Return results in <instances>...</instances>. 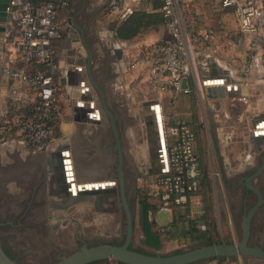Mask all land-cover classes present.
<instances>
[{"label": "crops", "instance_id": "crops-1", "mask_svg": "<svg viewBox=\"0 0 264 264\" xmlns=\"http://www.w3.org/2000/svg\"><path fill=\"white\" fill-rule=\"evenodd\" d=\"M9 1L0 0V8ZM133 1L134 5L138 2ZM73 2L60 17L63 35L56 43L59 122L55 140L35 153L15 138L0 142V165L22 160L19 155L23 154L38 158L50 172L40 218H71L69 213L74 209V215L81 218L91 212L93 215L96 211L91 205H101V198L109 197L117 179L123 180L132 171L139 177L141 173H160L166 145L164 124L170 120L188 124L197 134L194 150L201 185L206 180L199 155L207 149L208 156L229 167L212 168L228 172V178L221 182L244 184L253 174L252 182L264 195V34L260 49L247 58L246 44L237 45L236 40L216 33L218 52L199 65L197 80L191 77L186 82L188 91L172 99L169 93L157 96L148 84L143 54L147 36L123 41L114 29L113 37L92 32L81 38L70 11ZM159 7V2L141 1L135 9L153 13L159 12ZM15 33L8 14L0 10V38L8 40ZM4 46L0 47V111L28 109L36 92L15 78L3 76ZM22 68L21 63L14 65L15 70ZM42 69L36 65L28 70ZM232 160L240 166L230 167ZM68 194L83 198L71 212L60 206ZM250 228L252 237L264 227L257 230L256 223ZM245 260L264 264L262 259Z\"/></svg>", "mask_w": 264, "mask_h": 264}, {"label": "built area", "instance_id": "built-area-1", "mask_svg": "<svg viewBox=\"0 0 264 264\" xmlns=\"http://www.w3.org/2000/svg\"><path fill=\"white\" fill-rule=\"evenodd\" d=\"M141 1L110 0L109 13L117 23L129 18ZM167 39L144 47L147 81L157 95L169 93L176 99L188 90L182 87L184 79L197 80L198 67L219 48L217 35L210 29H189L184 20V5L190 0H158ZM221 9L230 11L237 23V45L246 44L247 58L260 49L264 34V0H219ZM71 0H47L35 6L26 0H10L6 8L15 35L4 41L2 74L15 78L36 92L32 114L27 121H19L15 131L7 119L9 109L0 111V142L15 138L35 153L53 142L56 136L49 126L50 118L58 109L59 66L56 43L62 38L60 14L66 12ZM16 63L22 69H14ZM33 65L42 70L30 72ZM25 67V68H24ZM12 131V132H11ZM165 152L161 172L146 184L145 194L155 198L157 212H171L173 206H185L195 199L202 180L199 158L194 150L196 134L188 124L172 121L164 124Z\"/></svg>", "mask_w": 264, "mask_h": 264}, {"label": "rangeland", "instance_id": "rangeland-1", "mask_svg": "<svg viewBox=\"0 0 264 264\" xmlns=\"http://www.w3.org/2000/svg\"><path fill=\"white\" fill-rule=\"evenodd\" d=\"M107 3L108 0H74L70 11L71 15L75 16V21L77 23L76 25L79 27V29H75L77 30L78 36H80V31L86 33L85 37L91 36L93 33H107L112 37L114 36L113 30L119 24L117 23L114 14L109 13L106 9ZM184 9V20L190 30L194 29L198 32L201 29L206 28L217 33L219 36H224L226 39L232 41H235L237 38H239V32L234 21V17L232 16L231 12L222 10L220 8L218 0H191L184 5ZM93 13L95 14L93 15ZM144 13L146 12L144 11ZM138 36L144 38L146 36L148 37L145 44L147 47L167 39V33L162 24L152 25ZM166 118L167 117H165V121ZM1 149L2 146H0V151ZM207 151L208 150L205 149L204 151L200 152L199 155L205 169L204 171L206 181L200 186L195 199L181 208L173 209L171 213L157 211L152 213L151 210V212H149L151 231L159 234L160 247L159 249H154L145 245L140 230L134 226L131 246L135 252L148 255L159 254L166 256L204 245H237L240 242L243 232V218L247 215L253 203L249 201L247 204L244 203L242 205L238 200L241 199V196L245 190L243 188L231 187V183L235 185V182H221V180L223 181L224 179L228 178V172L223 171L225 169L219 172L213 169L218 167L221 169L222 167L225 168L228 166L221 164V162L218 163L215 157L208 156ZM19 157L22 159L23 164L29 165L23 174H30L32 175V178L34 175L37 177L40 174V172H36V168L42 165L38 158L35 156H29L28 158V156L26 157L23 154L19 155ZM217 160H219V157ZM216 163H218V165H216ZM239 166V162L236 163L234 160H232L230 167L237 168ZM142 174L144 175V173H141V175ZM142 176L138 177L136 181L138 198L145 196L144 193L146 184L152 175ZM18 188L24 189L25 186L24 184H21ZM146 197V201L150 205H155L156 200L154 197ZM44 206L45 204L36 208L37 219L40 218V214L42 213ZM85 208L88 207L85 206ZM238 208H240V210ZM32 210H35L34 206L30 208V212H32ZM72 210L73 208H70L68 212H71ZM261 210H264V207H261ZM24 212H29L26 205H22L12 200L2 204V200H0V223L8 225V228H6L4 233L10 235L12 246L15 244V246L21 248L24 253L35 255V251L32 250L30 243H28L29 241H25L26 239L19 237L18 234L16 235V227L29 221L28 217H22ZM258 217L259 215L254 217L252 224L256 225V223L262 221V227H264V220L259 219ZM36 218L32 220L40 221L36 220ZM70 221L73 225L71 224L66 227L65 225L67 223H60V227L65 228L62 229L61 232H56L50 236L52 241H57L56 243L58 244V247L67 251H70L71 245L73 243L71 239V230L73 229L72 227H75L76 224L77 226L82 225V222H87V219L81 218V215H76V217ZM54 222V220L51 221L49 223L50 226H52ZM98 226L99 225L93 224L85 229L90 231L94 227ZM160 227L165 228L164 230H161ZM0 235L4 236L3 233ZM106 238L103 237L101 240H106ZM254 241H257L264 246V228L260 229V231H254L252 233L250 242L253 243ZM58 247H54V249L56 250ZM50 248L52 247L50 246ZM41 253H43V251L36 252L38 255ZM246 258L250 259L251 257ZM246 258L245 256L239 254L233 259L214 258L195 264H258V262L251 263L250 261L245 260ZM28 264L30 263L28 262ZM99 264L121 263H117L115 260L109 259L104 262H100Z\"/></svg>", "mask_w": 264, "mask_h": 264}, {"label": "flooded vegetation", "instance_id": "flooded-vegetation-1", "mask_svg": "<svg viewBox=\"0 0 264 264\" xmlns=\"http://www.w3.org/2000/svg\"><path fill=\"white\" fill-rule=\"evenodd\" d=\"M85 34V32L80 31L79 35L84 37ZM28 166L29 165L23 164L22 160L17 159L14 163H5L0 165V200H2V204L12 200L22 205H26L27 210L29 211L22 214V217H28L29 221L16 227V235L18 234L19 237L25 238V241H29L28 243H30L32 250L35 251V255L24 253L22 249L16 247L15 244L12 246L10 235L4 233L6 228H8V225L0 223V234H4V236L0 235V246L7 256H9L16 263L28 264L29 262L30 264H54L61 257L78 249L83 244H86L89 247L103 243L121 246L125 244L127 240L128 214L131 218V235L133 233L134 226H136L142 234L144 244L146 243V237L142 232L144 227V217L141 220V223L139 221V207H141L143 214V205L141 203V198H138V191L136 189V181L139 177L138 173L132 171L128 173L127 176L125 174L122 183L120 179H117V182H114V188H112L109 197H104V199L101 198L103 200L101 205L90 204L96 213L92 216L89 214L85 215L82 218L87 219V222H82V225L77 226L76 224L77 227H72L71 239L73 243L70 251H67L58 247V244L56 243L57 241H52L50 236L56 232H61V230L65 228L60 227V223H67L65 225L66 227L71 225L72 222L70 220L76 217V215L69 213L71 219L70 217H65L60 220H54V224L50 226L49 223L52 220H49L46 217L37 219V211L33 212L32 210V212H30V208H32V206L36 209L37 207L45 204V187L47 185L50 172L47 171L44 166L40 165L36 168V172L38 171L40 174L37 177L34 175L35 179L34 177L32 178V175L30 174H23ZM247 166H250V163H248ZM252 178L253 174L249 175L248 180H246L244 184L241 182H235V185H233V183L230 185L231 187L243 188L245 190L241 199L240 197V200L237 199L242 205L244 203L247 204V202L250 201L253 203L251 206V208H253L259 200L263 201L251 217L250 227H252V220L254 217L257 215H259L261 219L264 217V210H260L261 207H264V195H262L258 187H255V183L252 182ZM21 184H24V189L18 188ZM113 190L115 194H113ZM238 209L240 210V208ZM34 218L40 221L32 220ZM93 224L99 226L94 227L90 231L85 229ZM259 226H262L261 222L258 223L257 230H259ZM252 231V228H250V234ZM103 237H107L106 240H101ZM250 238L251 237L249 236V243L247 244L248 247H259L264 251L263 245L257 241L255 243H251ZM50 246L53 249L50 248ZM54 247L58 248L55 250ZM128 247L130 250H133L131 241ZM37 251H43V253L38 255L36 254Z\"/></svg>", "mask_w": 264, "mask_h": 264}, {"label": "water", "instance_id": "water-1", "mask_svg": "<svg viewBox=\"0 0 264 264\" xmlns=\"http://www.w3.org/2000/svg\"><path fill=\"white\" fill-rule=\"evenodd\" d=\"M8 3L0 10L6 12ZM83 38V37H81ZM4 37L0 38V47L4 46ZM119 51H116V55L119 58ZM187 80L184 79L182 82V87L185 88ZM221 92V90H220ZM122 183V179L120 178ZM65 186L64 191L68 193V189ZM71 187L70 185L68 186ZM79 188V187H78ZM83 188V187H82ZM102 192V190L100 189ZM65 200V210H70L74 206L78 205V199H72L71 195H67ZM263 203L259 200L256 205L249 210L246 216L243 218L242 224V237L237 245L234 244H218V245H204L199 247H194L180 253L162 256L159 254L148 255L140 252H135L129 249V243L131 241V218L128 214V226H127V240L125 244L111 245V244H98L95 246H87L83 244L78 249L70 252L69 254L61 257L54 264H93L100 263L106 260L112 259L117 263L121 264H195L201 261L214 259V258H236L239 254L245 257L259 258L264 260V251L259 247H248V240L250 234V221L254 212ZM76 209H74L70 214H74ZM70 216V215H69ZM143 219L142 209L139 207V221ZM0 264H18L12 260L9 256L5 254L0 246Z\"/></svg>", "mask_w": 264, "mask_h": 264}, {"label": "trees", "instance_id": "trees-1", "mask_svg": "<svg viewBox=\"0 0 264 264\" xmlns=\"http://www.w3.org/2000/svg\"><path fill=\"white\" fill-rule=\"evenodd\" d=\"M30 2V1H28ZM47 2V0H43L39 3H32L35 6L43 5ZM152 2H159L158 0H153ZM160 3V2H159ZM62 13L60 14L61 17ZM119 25L115 28V34L118 39L120 40H131L134 37L138 36L140 33L146 31L150 26L152 25H160L163 24V17L161 13L159 12H153V13H144V11H135L131 16H129L128 19L125 21L118 23ZM36 65H33V67ZM33 106V105H32ZM30 107L28 109L22 110V109H16V108H9V112L7 115V119L11 122V125L14 129L18 126V120L19 121H27L32 111L31 109L33 107ZM56 108L58 109V104L56 102L55 104ZM18 119V120H16ZM59 122V109L57 113L53 114L50 118L49 126L51 127L53 134L57 136V126ZM12 128V131H15ZM11 131V132H12ZM195 132V130L193 129ZM196 134V132H195ZM197 138V134H196ZM145 196L141 197V203L143 205V217H144V227H143V234L146 237L145 238V244H147L149 247L154 249H159L160 247V239L159 234L151 231V223L149 218V212L154 213L157 209L155 208V205H150L146 199L147 195L144 193ZM183 206H173L171 208V211L173 209L181 208ZM171 213V212H170ZM161 230H164L165 227H160ZM6 254V253H5ZM7 255V254H6Z\"/></svg>", "mask_w": 264, "mask_h": 264}, {"label": "bare ground", "instance_id": "bare-ground-1", "mask_svg": "<svg viewBox=\"0 0 264 264\" xmlns=\"http://www.w3.org/2000/svg\"><path fill=\"white\" fill-rule=\"evenodd\" d=\"M74 193H75V191H74ZM72 199H78L77 203H79V202H81V201L83 200V198H72ZM60 204H61V203H60ZM60 206H61V208H62L63 211H67V210H65V202H64L63 204H61ZM74 207H75V206H74ZM77 207H79V204L76 205L75 208H77Z\"/></svg>", "mask_w": 264, "mask_h": 264}]
</instances>
